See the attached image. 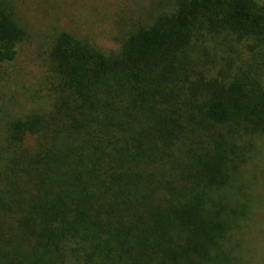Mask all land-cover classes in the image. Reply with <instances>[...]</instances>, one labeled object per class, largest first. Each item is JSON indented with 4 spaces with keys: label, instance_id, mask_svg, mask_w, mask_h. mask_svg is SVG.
<instances>
[{
    "label": "trees",
    "instance_id": "trees-1",
    "mask_svg": "<svg viewBox=\"0 0 264 264\" xmlns=\"http://www.w3.org/2000/svg\"><path fill=\"white\" fill-rule=\"evenodd\" d=\"M223 32L264 43L262 7L176 0L109 54L55 37L52 101L0 136V264L217 263L230 223L200 185L264 132L258 75L199 66L197 42ZM25 36L0 16V64Z\"/></svg>",
    "mask_w": 264,
    "mask_h": 264
},
{
    "label": "rangeland",
    "instance_id": "rangeland-1",
    "mask_svg": "<svg viewBox=\"0 0 264 264\" xmlns=\"http://www.w3.org/2000/svg\"><path fill=\"white\" fill-rule=\"evenodd\" d=\"M264 11V0H256ZM176 0H0V16L10 17L26 32L18 56L0 64V136L6 124L42 112L53 99L48 56L55 37L66 32L105 54L118 51L126 36L175 9ZM199 66L208 76L222 67L234 76L240 68L258 75L264 90V43L237 42L226 32L197 42ZM227 64L231 67L227 71ZM244 135V136H243ZM233 141L226 183H202L215 206L222 207L230 228L216 264H264V132Z\"/></svg>",
    "mask_w": 264,
    "mask_h": 264
}]
</instances>
